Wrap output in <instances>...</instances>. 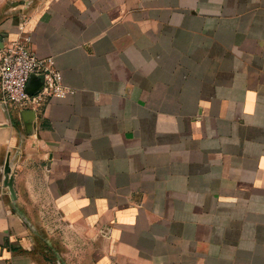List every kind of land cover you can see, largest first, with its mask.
I'll list each match as a JSON object with an SVG mask.
<instances>
[{"label": "crops", "instance_id": "obj_1", "mask_svg": "<svg viewBox=\"0 0 264 264\" xmlns=\"http://www.w3.org/2000/svg\"><path fill=\"white\" fill-rule=\"evenodd\" d=\"M72 95L0 102V264H264V0H0Z\"/></svg>", "mask_w": 264, "mask_h": 264}, {"label": "built area", "instance_id": "obj_2", "mask_svg": "<svg viewBox=\"0 0 264 264\" xmlns=\"http://www.w3.org/2000/svg\"><path fill=\"white\" fill-rule=\"evenodd\" d=\"M30 39L21 36L0 49V102L14 107L19 114L36 110L49 98L74 92L62 84L61 74L52 58H39L29 47ZM31 76L39 77L43 87L34 95L26 87Z\"/></svg>", "mask_w": 264, "mask_h": 264}, {"label": "water", "instance_id": "obj_3", "mask_svg": "<svg viewBox=\"0 0 264 264\" xmlns=\"http://www.w3.org/2000/svg\"><path fill=\"white\" fill-rule=\"evenodd\" d=\"M1 49V48H0ZM43 87V81L39 77L31 76L27 84L26 90L29 95H34ZM22 118L27 123V129H29V123L35 118V114L32 111L22 112Z\"/></svg>", "mask_w": 264, "mask_h": 264}, {"label": "rangeland", "instance_id": "obj_4", "mask_svg": "<svg viewBox=\"0 0 264 264\" xmlns=\"http://www.w3.org/2000/svg\"><path fill=\"white\" fill-rule=\"evenodd\" d=\"M39 262L41 263V264H59V263H57L56 261H54V262H42V261H40V259H39Z\"/></svg>", "mask_w": 264, "mask_h": 264}]
</instances>
